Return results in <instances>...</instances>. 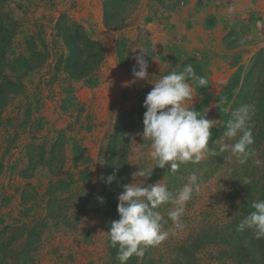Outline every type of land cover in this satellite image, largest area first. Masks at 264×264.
Instances as JSON below:
<instances>
[{"label": "rangeland", "instance_id": "374dc122", "mask_svg": "<svg viewBox=\"0 0 264 264\" xmlns=\"http://www.w3.org/2000/svg\"><path fill=\"white\" fill-rule=\"evenodd\" d=\"M89 1L92 0H3L1 4L6 17L16 24L15 55L24 51L22 41L26 35L38 36L39 32L48 48L45 52L50 54L43 65L21 79L22 88L9 95L0 111L2 264H107L108 232L111 222L119 219L117 197L124 185L132 183L131 174L139 166L154 165L150 156L138 159L141 151L146 154L150 150L146 147L150 141L142 136L146 112L143 104L150 91L135 95V98L141 96L138 105L131 107L135 110L134 116L130 108L114 119L111 115L114 107L107 108L106 103L104 107L93 105L97 88L94 75L86 81H76L64 72L63 63L58 60L67 53L62 41L55 37V25L61 17H66L68 24H78L90 38L96 37L88 33V23L83 25L80 16ZM151 1L150 9L154 12H148L155 13L156 18L157 13L163 15L168 2ZM213 1L201 0L206 4ZM217 1L221 4L225 0ZM136 4L137 0L118 2L121 12L118 24L128 13H133ZM101 14L104 16V8ZM240 17L232 12L226 40L231 49L242 47L241 52L246 55L242 58L243 73H250L252 77L242 89V81L239 83L223 113L252 105L245 100L257 96L255 92L260 95L264 77V54L256 65L253 62L255 55L264 49V12H250L244 19ZM6 75L16 83L9 69ZM84 87L87 92L83 93ZM223 87L206 96L204 86L195 91L194 98V110L209 120H216L212 129H219L214 139L217 142L225 130V127L220 130L224 114L219 109L224 103V98H220ZM111 142L114 156L106 161ZM211 147L218 150L219 143ZM75 149L81 150L76 161ZM229 157V152L208 156L199 164H181L175 173L166 167L160 169L164 173L161 177L152 175L146 181L154 184L162 180L175 192L187 182L189 174L196 172L203 187L186 205L181 218L185 228L170 235L161 245L148 247L143 257L136 258V264H253L255 257L231 248L226 235L235 229L233 224L239 222L247 204L257 201L253 184L260 166L253 159L260 156L257 153L244 165ZM118 170L120 176L116 178ZM110 176L116 179L110 183V189L116 194L104 190L105 180ZM101 197L103 202L98 199ZM113 201L115 208L112 209ZM170 207L163 205L159 209L166 219ZM105 208L109 213L107 221L102 219ZM111 211L116 213V218L110 215ZM171 227L169 221L165 230ZM220 254L223 256L219 257Z\"/></svg>", "mask_w": 264, "mask_h": 264}, {"label": "clouds", "instance_id": "9594fccd", "mask_svg": "<svg viewBox=\"0 0 264 264\" xmlns=\"http://www.w3.org/2000/svg\"><path fill=\"white\" fill-rule=\"evenodd\" d=\"M148 51L140 50L134 56L133 76L136 80L148 81L154 87L147 94L143 107V138L150 141L149 151L139 153L138 159L150 156L154 165L140 167L131 174L132 183L123 186L118 195L117 211L119 219L111 222V246L117 248V259L120 264L135 255L143 257L148 247H157L170 235L183 230L185 225L181 218L186 205L199 193L203 181L196 172L187 177V182L177 191H170L162 180L154 184L146 183L155 168L168 167L175 173L181 164H199L208 156H217L223 152L230 153V159L244 165L250 158L257 156L252 147L255 139L252 130L253 105H242L231 112V119L219 142V149L210 147L212 132L216 120H209L206 115L194 110V85L201 88L207 80L196 76L191 64L184 66L182 71H171L155 82L149 79L148 61L144 58ZM191 102V103H190ZM226 141H234L228 143ZM256 166L264 164L260 159H253ZM115 179L108 177V183ZM250 181H246L248 183ZM103 202V198H98ZM163 205H171L167 210V219L159 210ZM254 209L238 225L237 231L252 230L254 238L264 239V201H254ZM172 222V227L165 230V225Z\"/></svg>", "mask_w": 264, "mask_h": 264}, {"label": "crops", "instance_id": "0c3cea01", "mask_svg": "<svg viewBox=\"0 0 264 264\" xmlns=\"http://www.w3.org/2000/svg\"><path fill=\"white\" fill-rule=\"evenodd\" d=\"M106 1H89L88 7L81 9L80 16L83 25L88 23V33L95 34L96 37L91 39L99 43L102 51V59L93 74L97 88L92 103L97 107H104L105 103L107 108L114 107L111 111L114 119L138 105L141 95L137 98L135 95L139 91H151L154 87L133 76L134 56L140 50L148 51L144 58L149 64L150 80L155 82L161 76L182 71L185 65L191 64L195 73L207 80L203 89L206 95L225 86L230 76L243 68L242 58L246 55L242 54V47L231 49L226 40L227 22L232 18V12L241 15V19L250 12H264V0H225L221 4L217 0L212 4L201 0H166V11L163 15L157 13L156 18L150 9L151 0H137L135 10L128 13L119 27L107 28L101 14ZM254 28L255 25L252 31ZM197 85H194V97L195 91L201 88ZM82 92H87L85 87Z\"/></svg>", "mask_w": 264, "mask_h": 264}, {"label": "trees", "instance_id": "16d2710c", "mask_svg": "<svg viewBox=\"0 0 264 264\" xmlns=\"http://www.w3.org/2000/svg\"><path fill=\"white\" fill-rule=\"evenodd\" d=\"M119 1L127 0H107L104 7V22L106 23L107 28L111 26L119 27L117 23L118 18L121 16L119 11V6L117 5ZM3 0H0V111L7 103V99L11 93H17V91L22 88L21 79L24 78L28 73L37 69L45 63L47 55L50 54L45 52L46 45L40 39V32L35 34L26 35L22 43L24 44V51L20 54L15 55L16 50L13 48V39L17 35V28L15 21L12 22L6 17L5 7L2 6ZM4 4V3H3ZM111 19V21H110ZM55 25V37L60 39L66 48V55L59 56V62L63 63L64 72L67 73L71 78L75 80L85 79L97 70L99 63L102 59V51L100 49L99 43L93 41L86 33L83 32L82 28L76 23H67L66 17H61ZM110 21V22H108ZM40 44V46H39ZM47 51V50H46ZM264 54V49L258 52L254 57V64L258 63L259 58ZM15 55L14 57H11ZM10 58V59H9ZM12 58V59H11ZM7 69L10 70L11 76L14 77L16 83H12L8 80L6 75ZM244 69H237L228 79L227 83L220 93V98H224V103L219 107L220 112L223 113L226 106L229 104V101L233 98V92L239 87V83L242 81L241 89L244 88V85H248L249 79L252 77L250 73H243ZM262 82L260 95L255 92V95L251 96L250 99L245 101L253 103L254 105V115L252 116L251 125L253 130V135L255 139V144L252 146L262 162H264V77L261 78ZM89 81V79L87 80ZM245 99V98H244ZM235 108H231L229 113H223L222 125L220 130L224 127L226 128L227 122L231 119V112ZM135 110L130 111V114L134 116ZM212 140L209 142L211 147L215 137L218 135L219 129H211ZM117 136V135H116ZM115 136H113L114 138ZM112 142L108 146V159L106 161H111L114 152ZM76 154L74 156L75 161L79 159L81 153L80 149H75ZM122 170V169H121ZM164 173L157 168L153 176L155 178L161 177ZM120 176L119 170L117 173L118 178ZM105 180L104 190H109L113 194H116L114 190L110 189V183ZM116 182V179L115 181ZM103 184V185H104ZM255 188V193L257 194V201H264V164L259 167L258 174L256 176V182L253 184ZM115 197V196H114ZM107 205V204H106ZM249 205V206H248ZM252 203H248V208L241 216L239 222H235L233 225L234 230H231L226 235L228 244L231 248L244 251L247 256L252 255L255 257L253 264H264V239L257 240L254 238V235L250 230H245L244 232L236 231L239 223L248 216L254 209L251 207ZM110 208H115V202L113 201ZM115 212L111 211V216L115 217ZM108 208H105L102 212V219L106 221L109 220L108 217ZM244 238H248V241H245ZM214 240V239H213ZM215 242V240L213 241ZM28 250V249H27ZM108 251H109V262L107 264H120L117 259V248L111 246V241H108ZM27 251H23L25 254ZM27 255V253L25 254ZM223 256L220 254L219 257ZM136 256L133 255L128 261L127 264H136ZM26 261V260H24ZM0 264L2 262L0 261ZM21 264H26L22 262Z\"/></svg>", "mask_w": 264, "mask_h": 264}]
</instances>
